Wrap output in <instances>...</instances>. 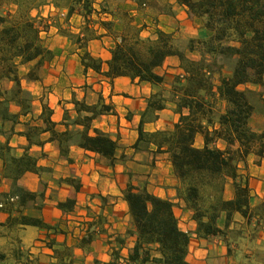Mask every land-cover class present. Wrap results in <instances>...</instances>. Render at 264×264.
<instances>
[{"label":"trees","instance_id":"obj_1","mask_svg":"<svg viewBox=\"0 0 264 264\" xmlns=\"http://www.w3.org/2000/svg\"><path fill=\"white\" fill-rule=\"evenodd\" d=\"M46 0H0V83L8 81V88H0V134L13 132L20 116H25L32 107L30 92L21 85L19 66L33 63L26 73L29 80L38 79V71L49 61L53 52L43 44L37 20L40 15H31ZM145 5L144 0H136ZM184 6L190 17L199 19L207 31L202 39L190 38L187 50L198 56L192 58L180 50L169 33L157 29L155 37L143 38L140 29L128 18L119 34H114L113 21L100 19L97 23L106 33L113 34V45L107 60L105 75L161 85L164 75L157 70L169 56L179 59L181 74L173 77L170 95L162 90L150 94L137 127L138 136L134 151L166 153L172 171L178 181L176 197L183 200L195 223V234L203 238L218 237L224 242L227 253H231L229 233L235 215L248 225L257 227L264 222V201L257 207L251 204V191L247 178L239 173L238 163L253 153L264 158V131L257 132L250 126L254 106L250 95L252 86H264V0H175ZM80 6L85 23L91 20L95 8L92 0H73ZM11 7L2 14L1 9ZM67 17L74 12L67 6ZM99 14H107L102 6ZM111 14V13H110ZM62 35L80 49V62L85 69L100 70V60L86 50L88 25L81 33L61 31ZM228 65L230 72L223 74ZM216 76V80L214 77ZM167 102L174 104L177 121L168 129L146 131L144 125L154 122L156 112L166 108ZM221 103L220 110L217 104ZM78 117L72 122L73 129L62 132L54 130L50 119L51 110L45 104L39 118L42 125L24 122L28 141L26 152L15 156L8 142H0V158L4 174L12 180V187L5 199L17 201L19 213L9 217L8 222L43 227L38 218L21 213L37 194L26 191L17 180L27 171H37L36 159L27 153L32 138L38 130L51 133L49 139L58 142V150L66 156L73 142L86 151L99 155L109 167L126 158L118 142L106 132L91 127L98 115L109 112L104 102L88 105L75 101ZM264 118V97L261 102ZM92 129V133L90 130ZM200 136L201 145L196 144ZM224 143L223 147L218 142ZM139 180L133 183V177ZM143 177V178H142ZM147 174L127 171V182L123 189L132 229L127 234L134 236L127 264H190L187 260L189 233L182 230L174 213V203L159 197L147 188ZM64 182L79 189L74 178ZM230 185L232 196L225 198L226 185ZM40 196L43 194L40 193ZM13 200L10 201L9 199ZM74 198L58 201L56 206L63 212L72 211ZM91 226V225H90ZM89 235L81 242L89 240ZM120 242V241H118ZM51 246V245H50ZM57 251V250H56ZM4 255L0 254V259ZM118 250L114 252V260ZM21 257L17 256V260ZM109 264H115V261ZM24 264H40L28 258ZM70 264V263H62Z\"/></svg>","mask_w":264,"mask_h":264},{"label":"crops","instance_id":"obj_2","mask_svg":"<svg viewBox=\"0 0 264 264\" xmlns=\"http://www.w3.org/2000/svg\"><path fill=\"white\" fill-rule=\"evenodd\" d=\"M168 2L171 8L168 14L162 11L159 14L156 11L158 16L154 13L150 17L146 16V19H150L152 23L149 26L145 25V23L148 24L145 19L137 18L135 8H138L140 2L126 0L128 7L125 12L131 23L140 29L141 37L153 38L157 29L169 33L172 38L175 37L174 24H177V20L181 18L176 15L175 10H180L186 17L188 15L184 6L175 0H168ZM98 6V3L94 4L96 10ZM47 8L45 14L49 12L48 14L52 15L55 12L53 6H47ZM77 18L83 23V17L77 15ZM92 19L94 23L88 30L86 50L92 57L100 60V70L85 69L80 62L81 51L78 46L72 45L70 41L60 36L55 28L52 33L51 31L41 32L44 34L42 38L49 42L48 48L53 52V56L42 65L36 80H29L25 76L33 63L19 66V70H24L21 85L30 92L32 107L25 116H20V122L15 124L12 133L0 134V142L7 141L12 148V153L15 156H21L28 146L24 133L28 129H25L24 122L41 126L42 120L39 116L42 105L45 104L51 110L50 119L55 123L54 130L62 132L66 130V126L68 130H76L73 128L77 126L72 123L78 117L75 101L88 105L104 102L110 106V111L94 118L91 127L106 132L116 140L126 158L114 167H109L99 155L83 150L73 142L68 147L67 155L62 156L58 150V142L49 139L51 133L42 132L39 129L27 149V153L36 159L37 171L25 172L17 180V184L26 191L37 194L36 199L28 202L21 213L41 219L45 225L36 227L8 222V218L17 215L20 209L17 201L9 202L5 199L11 190L12 180L4 174L3 160L0 158V204H2L0 242L17 240L20 249L25 250L28 258L40 264H109L114 260V252L117 250L118 257L114 260L115 264H127L128 252L134 244L135 237L127 234V231L132 229V223L122 192L127 182V171L132 173L138 171L125 169V166H131L130 164L139 166L142 160L149 156L151 166L146 174H148V182L151 183L147 184V188L153 194L174 203V213L180 227L189 233L187 260L190 264L206 262L228 264L227 259H230L231 254L227 253L226 245L220 238L206 239L195 234V223L191 219V212L186 209L183 200L176 197L175 187L178 181L172 171L168 155L159 153L164 159L162 161L156 156L157 153L134 151L132 148L138 136L137 127L148 97L156 88L165 86L175 75L182 73L179 59L176 56L165 59L160 67L161 70L160 68L157 70L164 75L163 83L158 86L137 80L132 81L128 77H115L110 80L105 72L108 69L107 60L110 57L109 50L113 45L114 37L113 34L106 33L100 28L97 22L100 19H111L116 35L123 27L112 14L102 17L95 12L92 14ZM160 20L163 21L162 25L159 23ZM69 22H72V18H69ZM74 31L82 34V27L78 24ZM190 38L192 37L184 41L185 47L179 49L186 55L196 58L195 53L187 50ZM166 66L170 67L166 68ZM2 83L3 81L0 84ZM156 114L157 119L145 124L144 130L152 132L166 129L164 126L170 124L164 119L166 116H172L173 123L178 118V115L174 113L172 102H167L166 108ZM262 121L264 122L263 117ZM197 140L201 145L200 136L196 138ZM163 165L164 168H162ZM237 166L239 173L247 178L252 195V206L258 207L264 201V158H258L251 153ZM165 172L167 176L164 175ZM66 178L77 180L79 189L75 191L73 186L64 182ZM157 180L160 181L158 185ZM228 187L226 185L224 193L227 199L232 196L230 186ZM40 193L43 195L40 196ZM67 198H74L75 205L72 211L63 212L57 208L56 203ZM60 219L65 221L61 226ZM181 221L184 223L181 224ZM57 225L64 228L61 229L64 231L63 235L57 233ZM259 226L256 229H262L261 240L264 242V222H261ZM67 229L72 231V234L66 233ZM86 235L90 236L89 240L81 242L82 237ZM202 246L205 247L202 248ZM191 252H195L196 259H188ZM246 254L245 259L248 260V264H252L253 257L256 259L255 264H264V251H260L257 255ZM217 255L222 257L215 258Z\"/></svg>","mask_w":264,"mask_h":264},{"label":"rangeland","instance_id":"obj_3","mask_svg":"<svg viewBox=\"0 0 264 264\" xmlns=\"http://www.w3.org/2000/svg\"><path fill=\"white\" fill-rule=\"evenodd\" d=\"M145 1V5H142L141 3H138V8H135L137 10V18L139 20V18L141 19H145L146 22L148 24L145 23V25H149L151 26L152 23L150 21V19H146V16L150 17V15H152V13H154L156 16H158L160 14V12H164V13H169L170 8V2H168V0H151V1ZM99 4L98 6V10L103 6L105 8V11L107 12V14H100L102 17H107L110 13L112 15H114L117 19V22L120 25H123V23L127 22L128 20V16L127 13L125 12V9L128 7V4L126 3V0H92V4L94 7V4ZM47 6H53L55 9V12L52 15H49L47 12V14H45V11L47 8ZM67 6H73L74 7V12L70 17H67L66 13H67ZM97 6V5H96ZM149 6L152 8H149ZM95 8V7H94ZM12 9L11 7H7L4 6L1 9V13L4 14L7 12V10ZM95 10V12L97 14H99L97 11ZM156 11L159 12V14H156ZM93 12V14L95 13ZM176 15L180 16L181 18H179L177 21V24H174L175 26V30L174 32H176L175 37L172 38L173 43L178 47V48H182L185 47L184 46V41L188 38V37H192L194 39H202L205 38L207 35V31L206 29L203 27L202 22L199 19H195L194 17H190V16H184V14L181 13L180 10H175ZM80 6L77 4L73 3V0H46L42 5L38 6L37 9H34L31 11V15L35 16V15H40L41 19L37 20V23L40 27V36L42 38L41 32H48V31H53V29L55 28L57 30V33L64 37L62 35V33L60 32V30H58L57 27H60V29H62L61 31H68L69 33H75L74 28L78 27V24L80 25V27H82V31L83 28L85 27V25H88L87 30L91 29L93 26V19L91 16V20L87 21L85 23V20L83 19V23L82 20H77V15H80L82 18V15L80 14ZM69 18H72V22H69ZM159 21V20H158ZM157 21V23H158ZM81 23V24H80ZM161 25L163 24V21L160 20L159 22ZM71 26L73 28H71ZM118 28V27H117ZM116 29V28H115ZM115 32V31H114ZM89 35V32H87ZM47 38V37H46ZM66 38V37H64ZM68 41H70V43L72 45H74L73 40H69L68 38H66ZM43 44L46 45L48 47V43L46 41L45 38H42ZM196 57L198 56L195 53ZM170 66H166V68H168ZM161 70V68H160ZM39 72V71H38ZM223 74H228L230 72V67L228 65H226L223 69ZM24 70L21 69L19 70V76L23 77L24 76ZM173 75V74H172ZM216 76L214 77V80H216ZM172 81H169L165 86H160L158 88H156V90H162L163 94L165 96L170 95L169 91H170V87L172 85ZM11 85L10 82L8 81H3L2 84H0V88H8ZM249 87H251V89H255L253 94L250 95V101L254 106V111L253 114L250 118V126L252 127L253 130L257 131V132H261L264 131V122L262 121V114H261V102H262V98L264 97V86H252L250 85ZM155 90V91H156ZM222 107L221 103L217 104V109L220 110V108ZM164 119H166L168 122H170L169 125H165L164 128L168 129L173 125V118L172 116H166ZM162 118V120H164ZM197 145H200V142L197 140L196 141ZM219 147H223L224 143L222 141H220L218 143ZM156 156L159 157V159H161L162 161H164V159H162V155L160 154H156ZM145 159V158H143ZM158 160V161H161ZM142 164L137 166L134 164H130L131 166H125V169H133L134 171L137 170V173H141V175H144L147 173L149 169L150 163H149V156H147V158L145 160H142ZM162 168H164V165L162 166ZM164 175L167 176L166 172L164 173ZM148 176V174H147ZM143 178V177H142ZM138 179L135 177H133V183L137 184L138 183ZM148 181V180H147ZM160 181L157 180V185ZM150 184L151 182H147V184ZM229 184H227L228 187ZM230 186V185H229ZM229 188V187H228ZM175 210L177 211L176 207ZM68 221V220H66ZM63 220L60 219L59 225H63ZM184 221H181V224H183ZM59 225H57V233L60 235L64 234V231L59 227ZM254 222H252L251 224L246 225L243 220H241L239 215H235L234 216V220L231 224V230L229 233V241H230V245H231V257L230 259H227L228 264H248V260L245 259V255H247L246 253H254V254H258L260 251H264V242H262L261 238L263 237L262 235V229H256V227L254 226ZM260 227V226H259ZM262 227V226H261ZM66 229V228H65ZM66 233H70L72 234V231L70 230H65ZM221 239V238H220ZM205 246H202V248H204ZM196 251V250H195ZM0 254H3L4 257L3 259H0V264H24V259L27 256V253L25 252V250H21L20 246L18 244V241L13 239L10 242H0ZM229 254V255H230ZM195 252H191L188 259L189 260H193L196 259L195 256ZM198 255V254H197ZM204 255V254H203ZM17 256L21 257L20 259L17 260ZM222 256H216L215 258H219ZM252 264H255L256 259L255 257H253L252 259ZM212 262H206L205 264H209Z\"/></svg>","mask_w":264,"mask_h":264},{"label":"built area","instance_id":"obj_4","mask_svg":"<svg viewBox=\"0 0 264 264\" xmlns=\"http://www.w3.org/2000/svg\"><path fill=\"white\" fill-rule=\"evenodd\" d=\"M142 5H144V4H142ZM9 200H10V201H12L13 199H12V198H10ZM0 207H2V204H0Z\"/></svg>","mask_w":264,"mask_h":264}]
</instances>
